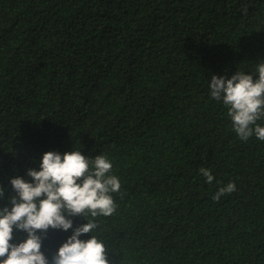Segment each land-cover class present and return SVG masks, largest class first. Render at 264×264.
<instances>
[{
  "label": "trees",
  "instance_id": "trees-1",
  "mask_svg": "<svg viewBox=\"0 0 264 264\" xmlns=\"http://www.w3.org/2000/svg\"><path fill=\"white\" fill-rule=\"evenodd\" d=\"M261 61L264 0H0V209L43 153L100 154L117 207L79 238L109 264H264V141L240 140L208 87ZM71 234L42 236L49 261Z\"/></svg>",
  "mask_w": 264,
  "mask_h": 264
},
{
  "label": "clouds",
  "instance_id": "clouds-1",
  "mask_svg": "<svg viewBox=\"0 0 264 264\" xmlns=\"http://www.w3.org/2000/svg\"><path fill=\"white\" fill-rule=\"evenodd\" d=\"M254 75L257 78H253ZM210 97L222 102L232 130L242 141L255 136L264 141V61L252 72L236 71L230 77L212 75L208 82ZM112 163L104 155L90 159L80 150L60 154L43 153L39 170L29 168L31 181L20 176L10 178L15 195L10 196L11 207L0 209V264H109L108 248L95 235L79 237L98 227L96 218L108 217L116 211L112 193L121 188L117 176L111 175ZM200 174L211 184V169L201 167ZM236 191L234 182L221 186L212 196L213 201ZM4 190L0 188V197ZM67 214V216L65 215ZM83 216L87 223L73 228L68 217ZM25 232L26 238L13 244V228ZM60 229L72 234L67 237L51 261L41 251L42 236L47 230ZM39 232V234H38Z\"/></svg>",
  "mask_w": 264,
  "mask_h": 264
}]
</instances>
